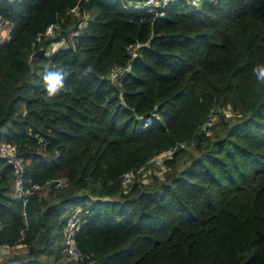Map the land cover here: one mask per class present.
Masks as SVG:
<instances>
[{
    "label": "trees",
    "instance_id": "obj_1",
    "mask_svg": "<svg viewBox=\"0 0 264 264\" xmlns=\"http://www.w3.org/2000/svg\"><path fill=\"white\" fill-rule=\"evenodd\" d=\"M123 1L0 0V143L40 187L23 204L0 155V245L25 251L1 264H264V0ZM56 69L68 91L49 100Z\"/></svg>",
    "mask_w": 264,
    "mask_h": 264
},
{
    "label": "built area",
    "instance_id": "obj_2",
    "mask_svg": "<svg viewBox=\"0 0 264 264\" xmlns=\"http://www.w3.org/2000/svg\"><path fill=\"white\" fill-rule=\"evenodd\" d=\"M173 0H124L123 6L126 9L130 10H145L148 12H159V14L162 16L163 12L161 9H164L167 7ZM203 0H187L188 4L191 5H197ZM213 1V0H211ZM9 24L8 21H6L4 18L0 16V37L2 36V28L4 25ZM84 26V23L81 21L78 30L74 32L73 34H76L79 32ZM46 36H50L53 34V27L49 26L47 27L45 33ZM52 47H55L53 45ZM214 118H209L207 120V125H211L213 123ZM141 126L147 127L151 124V118H144L141 119ZM171 154V151H167L161 155L155 156L150 162H154L156 165L160 166L162 164V159L169 156ZM0 155L3 156L7 163L10 164L14 171V195L16 198L22 200L23 204H25L27 197L32 194L35 190L39 189L40 187L38 185H25L23 182V172L26 166V162L24 160L17 156L16 148L12 145L1 143L0 144ZM144 170V168L142 169ZM135 175L131 172L126 173L123 175L122 179V185L123 187L128 186L132 180L134 179ZM64 180L60 179L56 181V186L64 185ZM48 186V183L45 184L41 188H46ZM78 208H71L69 211V217L66 222V226L63 230L64 237L61 242V247L63 250V255L65 259L71 260L76 259L79 257V252L76 249V246L74 244V233L80 223L78 212L74 213L75 211H78ZM19 248H23L22 244H18L16 246H10L8 244H1L0 245V264L1 262L5 261L6 259H10L14 256V254L18 251Z\"/></svg>",
    "mask_w": 264,
    "mask_h": 264
},
{
    "label": "clouds",
    "instance_id": "obj_3",
    "mask_svg": "<svg viewBox=\"0 0 264 264\" xmlns=\"http://www.w3.org/2000/svg\"><path fill=\"white\" fill-rule=\"evenodd\" d=\"M256 80L264 84V65H257L253 68ZM70 76V72L64 69L45 70L41 73V82L46 93V97L50 100L59 96L62 92H67L66 81Z\"/></svg>",
    "mask_w": 264,
    "mask_h": 264
},
{
    "label": "rangeland",
    "instance_id": "obj_4",
    "mask_svg": "<svg viewBox=\"0 0 264 264\" xmlns=\"http://www.w3.org/2000/svg\"><path fill=\"white\" fill-rule=\"evenodd\" d=\"M190 6H192L191 4H189ZM12 28L11 24H7V25H4L3 28H2V36L0 37V43L2 41H4L6 38H7V35H8V32L9 30ZM54 48V47H52ZM189 151L195 153V150L193 147H188L187 148ZM152 174H156L157 176L161 177L162 174H163V171L161 170L160 166L158 165H149V167H147L146 169L143 170L142 172V177L140 176V178H138L139 180L143 181L144 179L147 178V176H150ZM69 210L67 211L66 214H68ZM18 252H25L24 251V248H19L17 253ZM16 254V253H15ZM23 254V253H21ZM5 262V261H4Z\"/></svg>",
    "mask_w": 264,
    "mask_h": 264
},
{
    "label": "crops",
    "instance_id": "obj_5",
    "mask_svg": "<svg viewBox=\"0 0 264 264\" xmlns=\"http://www.w3.org/2000/svg\"><path fill=\"white\" fill-rule=\"evenodd\" d=\"M1 144V143H0Z\"/></svg>",
    "mask_w": 264,
    "mask_h": 264
}]
</instances>
